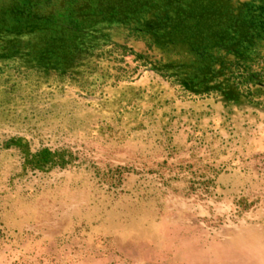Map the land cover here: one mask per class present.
Listing matches in <instances>:
<instances>
[{
    "label": "rangeland",
    "instance_id": "rangeland-1",
    "mask_svg": "<svg viewBox=\"0 0 264 264\" xmlns=\"http://www.w3.org/2000/svg\"><path fill=\"white\" fill-rule=\"evenodd\" d=\"M108 35L66 72L0 62V264H264V92L194 94L185 54Z\"/></svg>",
    "mask_w": 264,
    "mask_h": 264
},
{
    "label": "trees",
    "instance_id": "trees-1",
    "mask_svg": "<svg viewBox=\"0 0 264 264\" xmlns=\"http://www.w3.org/2000/svg\"><path fill=\"white\" fill-rule=\"evenodd\" d=\"M118 27L185 54L166 65L168 77L194 94L241 107L264 92L240 89L256 79L246 68L264 48V0H0V62L66 72ZM50 156L43 150L31 160L40 169Z\"/></svg>",
    "mask_w": 264,
    "mask_h": 264
}]
</instances>
